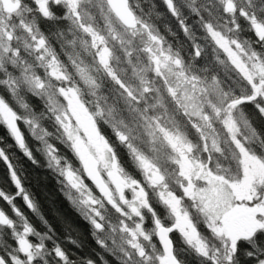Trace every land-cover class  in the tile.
<instances>
[{"label":"snow or ice","instance_id":"snow-or-ice-1","mask_svg":"<svg viewBox=\"0 0 264 264\" xmlns=\"http://www.w3.org/2000/svg\"><path fill=\"white\" fill-rule=\"evenodd\" d=\"M0 130V264H264V0H0Z\"/></svg>","mask_w":264,"mask_h":264},{"label":"trees","instance_id":"trees-1","mask_svg":"<svg viewBox=\"0 0 264 264\" xmlns=\"http://www.w3.org/2000/svg\"><path fill=\"white\" fill-rule=\"evenodd\" d=\"M3 134L2 130H0V135ZM17 156L19 160H14V163H18L22 166V176L24 178L25 187L32 192L42 211L50 222L54 224L57 231L63 235L62 226L57 220V214H60L65 220L71 222L74 227L79 229L82 233L79 237L80 239L85 240L88 245L94 246L91 238L87 234L86 225L79 219L75 211L71 209L69 202L62 195L60 186L57 183V178L53 176L52 171L47 169L46 164L35 167L20 155ZM6 179L7 176L4 165L0 162V184ZM12 191H14V189H12ZM17 203L20 204L19 200ZM24 211L26 213L28 212V210ZM72 234L74 236L76 235L75 232ZM69 247L71 246L69 245Z\"/></svg>","mask_w":264,"mask_h":264},{"label":"flooded vegetation","instance_id":"flooded-vegetation-1","mask_svg":"<svg viewBox=\"0 0 264 264\" xmlns=\"http://www.w3.org/2000/svg\"><path fill=\"white\" fill-rule=\"evenodd\" d=\"M13 150H14V151H13ZM11 151L15 152V149L13 148V149H11ZM16 155H20V154H19V153H16ZM20 156H21V155H20ZM21 157H22V156H21ZM22 158L25 159L24 157H22ZM38 159H40V163H41V165L43 166V164H45V161H44L43 157L40 156V155L38 154ZM25 160H26V159H25ZM26 161H28V160H26ZM0 162H1L2 165H4L2 161H0ZM28 162H29V161H28ZM4 170H5V172H6V176H7V169L5 168V166H4ZM52 174H53V176H54L55 178H57L53 171H52ZM14 191H15V189H14ZM19 202H20V205H21V207L23 208V210H27L26 208H24L22 201H19Z\"/></svg>","mask_w":264,"mask_h":264},{"label":"rangeland","instance_id":"rangeland-1","mask_svg":"<svg viewBox=\"0 0 264 264\" xmlns=\"http://www.w3.org/2000/svg\"><path fill=\"white\" fill-rule=\"evenodd\" d=\"M6 207V205H4Z\"/></svg>","mask_w":264,"mask_h":264}]
</instances>
